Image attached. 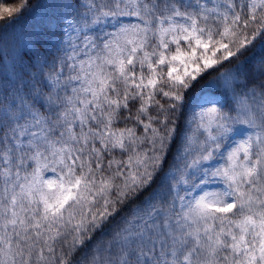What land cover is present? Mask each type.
Segmentation results:
<instances>
[{"label": "snow or ice", "instance_id": "6c2138e0", "mask_svg": "<svg viewBox=\"0 0 264 264\" xmlns=\"http://www.w3.org/2000/svg\"><path fill=\"white\" fill-rule=\"evenodd\" d=\"M0 264H264V0H0Z\"/></svg>", "mask_w": 264, "mask_h": 264}, {"label": "trees", "instance_id": "16d2710c", "mask_svg": "<svg viewBox=\"0 0 264 264\" xmlns=\"http://www.w3.org/2000/svg\"><path fill=\"white\" fill-rule=\"evenodd\" d=\"M17 30H19V29H17Z\"/></svg>", "mask_w": 264, "mask_h": 264}]
</instances>
